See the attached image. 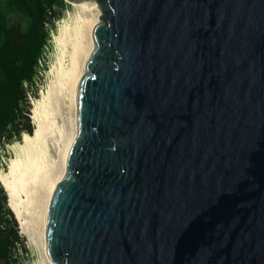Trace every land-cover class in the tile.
<instances>
[{"label":"water","instance_id":"95a60500","mask_svg":"<svg viewBox=\"0 0 264 264\" xmlns=\"http://www.w3.org/2000/svg\"><path fill=\"white\" fill-rule=\"evenodd\" d=\"M69 1L101 15L50 264H264V0Z\"/></svg>","mask_w":264,"mask_h":264},{"label":"bare ground","instance_id":"6f19581e","mask_svg":"<svg viewBox=\"0 0 264 264\" xmlns=\"http://www.w3.org/2000/svg\"><path fill=\"white\" fill-rule=\"evenodd\" d=\"M62 2L68 6L51 32L45 81L38 96L32 98L33 130L10 144L13 155L7 166L0 168L7 208L32 252L29 264H50L43 244L47 201L64 172L74 139V89L92 47V28L101 15L99 5L83 12L75 2Z\"/></svg>","mask_w":264,"mask_h":264},{"label":"trees","instance_id":"16d2710c","mask_svg":"<svg viewBox=\"0 0 264 264\" xmlns=\"http://www.w3.org/2000/svg\"><path fill=\"white\" fill-rule=\"evenodd\" d=\"M62 4V0H0V150L33 130L27 95L38 96L42 80H38V85L34 82L37 61L43 49L48 48ZM16 15L20 22L10 25L9 18ZM24 85L30 87V93ZM6 204L0 186V261L12 264L15 245L19 244L22 252L26 248Z\"/></svg>","mask_w":264,"mask_h":264},{"label":"rangeland","instance_id":"374dc122","mask_svg":"<svg viewBox=\"0 0 264 264\" xmlns=\"http://www.w3.org/2000/svg\"><path fill=\"white\" fill-rule=\"evenodd\" d=\"M66 6H68V5L65 4V3H63L61 5L62 8H61V14L60 15L63 14L64 8ZM57 20H58V18H57ZM57 20L55 21V30H56ZM19 22L20 21H19L18 15L14 16L12 18H9V24L10 25H17ZM48 51H49V47L48 48H44L43 51L41 52V56L39 57V59L37 61V77L34 79V82H36L37 85L40 84L39 81H38L39 79L42 80L43 84H44V81H45L43 76L45 75L46 69L48 68V64H47V62H48ZM42 85H38L37 95L39 94V91H40V88L42 87ZM24 87L26 89V92L30 93V87L26 86V85H24ZM33 87H35V84H34ZM28 96L29 95H27L28 101L29 100L31 101V100L35 99L33 97H28ZM30 106H31V102H30ZM30 113H31V109L29 111V114ZM19 140H14L12 143H14L15 141H19ZM12 143H10V144H12ZM10 144H5L3 149L0 150V168H2V169H4L7 166L8 160L13 155V151L9 147ZM18 235H19L20 239L23 240L24 246L26 248V252H22L20 245L16 244L15 248H13L12 251H11L12 264H29L30 261L32 260L31 249L29 247H27L28 246L26 244L27 242H26L25 238L19 233V229H18ZM0 264H3V261H0Z\"/></svg>","mask_w":264,"mask_h":264}]
</instances>
